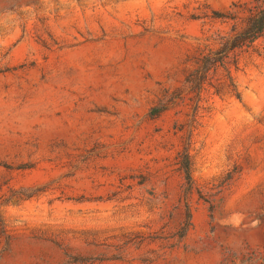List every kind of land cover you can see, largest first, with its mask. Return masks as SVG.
Listing matches in <instances>:
<instances>
[{"label":"rangeland","instance_id":"rangeland-1","mask_svg":"<svg viewBox=\"0 0 264 264\" xmlns=\"http://www.w3.org/2000/svg\"><path fill=\"white\" fill-rule=\"evenodd\" d=\"M263 2L0 0V264H264Z\"/></svg>","mask_w":264,"mask_h":264},{"label":"trees","instance_id":"trees-1","mask_svg":"<svg viewBox=\"0 0 264 264\" xmlns=\"http://www.w3.org/2000/svg\"><path fill=\"white\" fill-rule=\"evenodd\" d=\"M264 3V2H263ZM264 33V4L255 6L250 10V14L245 19L244 26L237 31L234 36L230 37L221 49L222 57L225 59L228 54L236 49L241 48L245 44L257 39ZM208 62L212 65L214 60L210 58ZM186 178L191 182L190 169L186 166Z\"/></svg>","mask_w":264,"mask_h":264}]
</instances>
